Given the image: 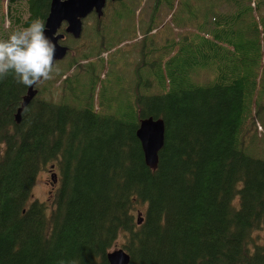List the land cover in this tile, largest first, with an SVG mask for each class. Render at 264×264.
Returning <instances> with one entry per match:
<instances>
[{
    "label": "trees",
    "instance_id": "16d2710c",
    "mask_svg": "<svg viewBox=\"0 0 264 264\" xmlns=\"http://www.w3.org/2000/svg\"><path fill=\"white\" fill-rule=\"evenodd\" d=\"M50 2L7 0L11 30L44 23ZM154 2L126 90L109 76L118 45L81 36L71 48L63 30L69 62L35 85L19 123L29 87L0 77V264H109L119 236L129 264H264V0H177L180 33L160 45L153 20L175 0ZM125 5L107 0L94 31ZM147 118L164 123L156 170L136 137ZM51 166L48 206L32 188Z\"/></svg>",
    "mask_w": 264,
    "mask_h": 264
},
{
    "label": "rangeland",
    "instance_id": "374dc122",
    "mask_svg": "<svg viewBox=\"0 0 264 264\" xmlns=\"http://www.w3.org/2000/svg\"><path fill=\"white\" fill-rule=\"evenodd\" d=\"M154 1L155 0H124L126 4L125 9H119L120 7L117 6V8H114L112 10V7L108 6L107 10L105 11L106 17L101 24L102 30L99 33L94 31L95 24L92 20L93 17L89 15L83 21V30L81 36L84 39L92 38L94 40L95 37L100 39V36H107V43H112L115 46L118 45L115 49L109 52L110 56L108 64V68L111 69L109 76L114 82L113 90L115 91H123L126 90V87L132 86V71H134V67L138 64L140 59L139 53L136 54L135 52L138 51V47L142 46L144 43L146 46H149L148 40L146 39L144 42H142L141 38L144 35V26L147 25L151 19V14L153 13V8L155 4ZM174 4V10L172 11L168 10L165 5L159 6L158 14L153 20L155 27H158L156 28L158 35L156 34L155 38L156 43H158V45L161 44L162 40H165L166 38L176 37L177 34L180 33V31L177 32L176 24L173 23V21L170 19L171 15H174V17L177 18V0H175ZM135 8L138 10L136 12L137 16L134 19L131 14ZM7 9V0H0V40H7L10 35L16 31V29L19 31L23 30L22 28L18 29L16 27V29L11 30L9 19L6 18ZM115 11L122 12L124 14L123 18H116L114 15ZM25 18L26 14L24 11L22 19ZM78 42L79 41L75 39H68L67 45L71 48H77L81 43L80 42L78 44ZM101 57L104 60L108 59V56H106V54H102ZM68 62L69 59L60 62L58 61L55 67L53 68L52 78L58 73H61L66 68ZM96 69H98V66H96ZM79 73L80 72L77 71V73L75 72L73 74L72 81L73 83H77V85H80V88H82L81 92L83 95H87L88 90L90 88L89 86H87V84L91 76L87 77V74L83 75L81 73L80 75ZM209 76L210 75H206V78H208ZM204 77L205 76H203L202 78ZM55 86L56 85H54L53 87L55 88ZM39 88H44V85L39 86ZM54 92V96L57 97V94L59 95V92L57 90H55ZM49 94L50 92L47 93L46 90L45 97H49ZM54 96L52 100L55 99ZM95 105L98 106L97 100H95ZM257 129L259 133H263L259 125ZM52 172L54 173L55 171L50 170V168L41 171L37 175L34 186L32 188V199L37 200L41 203H45L48 206L51 204L52 193L58 187V181L54 183L53 186H51L50 176ZM259 234H262V231ZM121 242L122 236H119L115 244V248L113 250L118 249V246Z\"/></svg>",
    "mask_w": 264,
    "mask_h": 264
},
{
    "label": "water",
    "instance_id": "95a60500",
    "mask_svg": "<svg viewBox=\"0 0 264 264\" xmlns=\"http://www.w3.org/2000/svg\"><path fill=\"white\" fill-rule=\"evenodd\" d=\"M116 2L120 0H109ZM107 0H51L48 15L44 21L46 25L45 35L52 39L56 45L54 63L61 61L68 53V47L60 44L64 34L58 33L62 24H65L64 33L78 40L83 30V21L92 13L99 19L103 16ZM55 33V37L54 34ZM37 90L29 87L26 96L23 98L20 107L15 115L17 123L20 122V115L30 101L36 96ZM136 137L140 142L144 155V162L151 170H156L158 164V153L164 143V123L162 119H143L139 123ZM53 170V166L50 167ZM51 185L57 182L55 173H51ZM137 224L142 222L140 215L137 217ZM109 264H129L128 254L121 248L110 251L107 254Z\"/></svg>",
    "mask_w": 264,
    "mask_h": 264
},
{
    "label": "clouds",
    "instance_id": "9594fccd",
    "mask_svg": "<svg viewBox=\"0 0 264 264\" xmlns=\"http://www.w3.org/2000/svg\"><path fill=\"white\" fill-rule=\"evenodd\" d=\"M45 32V23L37 18L7 40H0V77L14 73L17 83L27 87L51 79L56 45Z\"/></svg>",
    "mask_w": 264,
    "mask_h": 264
},
{
    "label": "flooded vegetation",
    "instance_id": "af4514ba",
    "mask_svg": "<svg viewBox=\"0 0 264 264\" xmlns=\"http://www.w3.org/2000/svg\"><path fill=\"white\" fill-rule=\"evenodd\" d=\"M64 28H65V24H62L61 28L58 30V33L62 34L60 31H62V30L64 31ZM64 34H65V33H64ZM69 36H70V35H69ZM70 37H71V36H70ZM65 39H66V37L64 36V39L60 41V44H62V45H64V46H67V45H65L64 43H62L63 41H65ZM67 47H68V46H67ZM68 49H69V47H68ZM56 63H57V62H55L54 65H55ZM34 89L37 90V89L35 88V86H34ZM37 94H38V91H37ZM37 94H36V95H37ZM35 97H36V96H35ZM51 186H53V185H51Z\"/></svg>",
    "mask_w": 264,
    "mask_h": 264
}]
</instances>
